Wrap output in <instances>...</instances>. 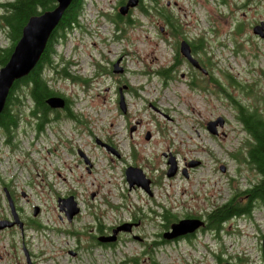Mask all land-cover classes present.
Listing matches in <instances>:
<instances>
[{
  "label": "rangeland",
  "instance_id": "obj_1",
  "mask_svg": "<svg viewBox=\"0 0 264 264\" xmlns=\"http://www.w3.org/2000/svg\"><path fill=\"white\" fill-rule=\"evenodd\" d=\"M8 1L12 0H0ZM117 1L84 0L79 18L81 27L60 31L61 40L53 44L55 68L63 67L58 64L59 55L74 61L67 72L77 80L56 76L51 71L44 73L50 88L71 99L72 110L83 123L62 118L38 133L35 129L38 117L31 114L32 100L29 89L24 87L20 91V102L14 107L18 127L9 142L0 129V217L10 215L2 185L12 183L17 190L18 214L25 222L23 238L32 255L28 264H68L61 258V251L65 242L70 245L73 239L61 231L84 228L92 220L87 215L88 205H93L98 214L104 213L105 224L114 225L130 218L139 220L140 226L133 233L152 242L163 229L161 215L173 220L174 216L190 212L205 214L224 203L235 189H245L258 180L256 172L245 162L247 157L244 159L249 135L228 102L227 94L244 104L253 102L250 96L245 97L243 86H232L229 84L232 81L251 84L252 89L264 96V77L260 75V69L264 71V37L252 29L264 22L261 2L264 0H159V7L166 10L171 23L175 21L185 36L190 39L199 35L205 37L203 46L209 71L214 62L206 50L214 56L218 84L210 83L208 90L199 95H182L178 81L169 82L167 88L160 89L163 84L156 71L166 69L173 56L175 42L171 46L172 40H165L171 23L166 19L161 21L153 10L146 16L135 8L128 14L131 21H122L117 29L111 20L117 13ZM239 21L244 28L235 34ZM9 45L6 31L0 26V48ZM119 58L127 70L124 76L104 71V67L111 71L112 62ZM123 78L134 88L144 87L142 101L125 95V112L128 125L137 124L132 139L141 157L136 159V164L151 179L152 195L140 187H129L123 172L125 165L135 158L130 157L127 145L128 125L120 115L124 111L115 104V89L123 85L116 80ZM218 85L225 91H218ZM256 103L262 108L260 100ZM69 106L70 102L66 101V107ZM64 108L50 109L58 115L64 114ZM217 116H222L225 123L218 134H213L206 125ZM83 124L89 136L75 130L81 129ZM146 131L151 132L152 140L145 138ZM94 136L103 141L111 139L115 147L104 143L117 149L120 156L107 150V146L102 150L99 146L102 144L95 142ZM77 148L85 153L89 163L84 161V155H81L83 160L79 159ZM172 155L178 170L167 176ZM193 159H199L200 163L188 167L186 176L181 168ZM131 173L139 175L137 171ZM21 191L26 193L24 197ZM59 197H72L82 211L72 225H68L58 209ZM34 206L39 207L37 216H33ZM131 223L135 227L137 221L127 222L120 232L130 231ZM222 231L225 260L221 264L226 261L264 264L261 251L264 205L255 203L250 216L226 221ZM11 236L16 251H9ZM179 247L185 248L182 244ZM140 248L137 241L123 236L106 256L108 264H126L129 261L126 257L131 256L138 257V261L132 260L130 264L191 261L170 248L148 258L141 254ZM8 251L10 254L3 253ZM95 258V264L105 260L99 250ZM88 261L82 256L78 264H88ZM24 263L20 230L14 228L0 234V264ZM196 264H216V261L207 257Z\"/></svg>",
  "mask_w": 264,
  "mask_h": 264
},
{
  "label": "flooded vegetation",
  "instance_id": "obj_2",
  "mask_svg": "<svg viewBox=\"0 0 264 264\" xmlns=\"http://www.w3.org/2000/svg\"><path fill=\"white\" fill-rule=\"evenodd\" d=\"M263 4L264 2L261 1ZM124 1H120L118 5L123 4ZM167 5H169V2H167ZM159 16V19L161 21L162 17L161 15L157 14ZM124 20H130L129 17L125 18ZM168 25V24H167ZM163 32V31H162ZM168 37L165 38L166 41H170L169 44L172 46L174 43V48L172 50V60L169 63V66L166 69H159L156 71V73L159 75V78L162 82V87L160 89H165L168 87V83L172 82L175 83V81H178L182 88V95H191V94H197L201 92H205L208 90L210 83L218 84V79L215 77L216 72V63L214 60V56H212L208 50H206V53L208 56H210L213 59L214 65L213 69L209 71V62L208 57L205 54V46H203V41H205V37L202 35H199L193 39L188 38L185 36L183 31L179 30L178 25L175 21L172 20V23L170 24V30L168 31ZM121 37V36H118ZM185 41L188 44L189 47V53L191 57L196 61L197 66L190 62L182 53H181V43ZM67 62L68 65L74 64L71 60L64 59L63 65ZM125 71V68H123ZM68 74V72L66 71ZM116 82H122V86H126L125 95H130L129 97H135L137 99H140L141 101L143 98L141 97V94H143L144 87H132L129 82L123 78L118 79ZM119 87L117 86L115 89V104L118 106V100L120 98V92ZM180 88V87H178ZM218 91L224 92L223 87L218 85L217 87ZM202 95V94H201ZM127 102V101H126ZM155 110L161 112L158 107H155L153 104ZM141 109V108H140ZM70 112L69 108H64L62 113L68 114ZM52 115L56 116V112H53ZM121 117L123 118L124 124L128 125L129 121L126 117L127 113L121 112ZM137 124L128 125L127 134H128V140L127 145L130 148V157H135L134 160L131 162H128L124 168V175L125 170L128 167H138L136 164V159H139L141 157L140 150L137 149L136 141H134L133 134L137 130L135 129ZM130 128V129H129ZM133 129L132 135H129V131ZM147 132V131H146ZM146 132L144 136H146ZM83 133L87 134L89 136V133L87 132V128H84ZM153 139V136L150 140ZM148 139V141H150ZM109 145H112L115 147L114 142L111 139H107L105 141ZM102 150H105L104 147H100ZM77 148L76 153L79 157V159L83 158L81 155H84L85 158L86 155ZM116 151V155L120 156V152ZM79 152V153H78ZM119 152V153H118ZM80 154V155H79ZM186 165H188V161L185 162ZM247 163V162H246ZM248 164V163H247ZM184 167V165L182 166ZM139 168V167H138ZM5 188L9 192L12 199L17 201V190L14 187L12 183H6L5 185H2V192L5 195ZM21 196H25L26 193L24 191L20 192ZM245 199V198H244ZM161 206V205H159ZM16 210H19V207L16 206ZM162 207V206H161ZM217 206L210 209L205 214L200 213H187L184 214L181 217L174 216L173 220H169L165 218L164 215H161L164 219L163 223V229L161 233H157L158 239L147 242L144 238V236H137L134 231H136L139 226H135L132 228V231H125V232H117V227L121 225L120 223L124 221H120L114 225L105 224L104 221V213L100 212L99 214L96 211V208L93 205H88V214L92 220L88 221V224L84 226L81 230H77L75 228H71L70 230H63L61 233L64 235H69L72 237L73 241L70 245L65 242V246L63 247L61 251V258L66 261L68 264H78V262L81 260L82 256H85L89 259L88 264H95L96 263V252L99 250L102 255L105 256V260L102 264H108L106 256L113 251L115 245L117 242H119L123 236L131 237L133 240L137 241L141 245V254L147 256L148 258H152L153 255L156 252H165L167 248H170V250L174 253H176L179 256H186L191 259L190 262H185V264H196L200 261H205L207 257H210L216 261V264H220V261L223 260L222 255L224 254L225 250L222 248V236H223V224L217 225L213 221L209 220V212L214 210ZM18 208V209H17ZM66 206H63V208H60V212L62 213V217H65V219L68 222V225H72L75 222V219L80 217L82 211L79 210L75 214L72 215L71 218L68 217L66 213ZM19 215V214H18ZM159 214H156V216ZM61 217V218H62ZM0 218H11L2 216ZM73 218V219H72ZM180 218H200L204 221V225L198 227L194 232L187 233L184 235L177 236L172 239H165L161 237V234L164 232H168L171 230V224ZM19 219L21 220V217L19 216ZM72 219V220H71ZM22 221V220H21ZM65 221V220H64ZM129 221V220H127ZM131 222H136L138 220H135L133 218H130ZM23 222V221H22ZM119 224V225H118ZM123 224V223H122ZM24 225L25 222L22 224V228H18V226L14 225L11 227H5L3 229H0V234L4 233L8 230H13L14 228H18L20 230L21 234V244L27 249L26 241L24 240ZM26 228V227H25ZM121 230V229H120ZM116 237V242L114 240H108L107 237ZM10 250H17V246L15 245V240L13 236L10 237ZM67 244V245H66ZM182 244L185 246V248L179 247V245ZM8 252H3L5 254H10ZM29 257L32 255L30 254V251H28ZM134 257V256H131ZM129 259V258H128ZM135 259L138 261V258H130ZM33 263V261H32ZM34 264V263H33ZM119 264H125V262H121Z\"/></svg>",
  "mask_w": 264,
  "mask_h": 264
},
{
  "label": "trees",
  "instance_id": "obj_3",
  "mask_svg": "<svg viewBox=\"0 0 264 264\" xmlns=\"http://www.w3.org/2000/svg\"><path fill=\"white\" fill-rule=\"evenodd\" d=\"M156 0H146L144 5L140 6L141 12L148 15L149 10H154ZM55 0H12L8 2H0V25L5 29L10 45L6 48H0V67L9 59L15 44L21 37L22 29L28 19L38 14L40 11L52 9ZM84 0H73L65 9L61 21L53 30L46 43L45 49L37 63V65L25 76L17 79L11 87L5 105L0 112V129L7 137L12 131L18 127L14 107L20 102L22 95L20 91L24 87L29 89V96L32 100L31 114L38 117L37 130L44 127V123L49 121L50 107L46 104L45 99L53 94L64 96L48 86V79L44 73H48V65L53 68L52 54L54 53L53 44L59 40L60 31L72 29L79 25V17L82 13ZM169 23L170 17L166 11L163 12ZM121 20L122 16L116 15ZM114 23L118 22L114 20ZM244 28L243 22H237L235 34H238ZM66 69L58 70L56 74L61 77H67ZM260 71H263L260 69ZM264 77V71L260 73ZM70 77H72L70 75ZM72 80H77L72 77ZM259 80V79H258ZM257 80V81H258ZM231 85L233 83L229 82ZM238 88L243 86L245 97L250 96L252 103L244 104L242 101L228 97V102L233 105L236 110V116L243 124L244 130L249 135L247 142L245 162L248 163L250 169H253L258 176L256 182H251L249 186L241 190L239 188L231 194L229 199L217 206L209 213V220L217 225H222L231 218L241 215H249L252 212L255 203L264 205V96L259 90L252 89L251 84H236ZM22 87V88H21ZM260 100L262 108L256 101ZM72 116V114L70 113ZM243 197L245 198L244 200Z\"/></svg>",
  "mask_w": 264,
  "mask_h": 264
},
{
  "label": "water",
  "instance_id": "obj_4",
  "mask_svg": "<svg viewBox=\"0 0 264 264\" xmlns=\"http://www.w3.org/2000/svg\"><path fill=\"white\" fill-rule=\"evenodd\" d=\"M72 1L73 0H55V5L52 9L40 11L38 14L31 16L24 25L21 37L15 44L8 61L0 68V112L4 107L7 95L14 82L17 79L27 75L36 66L41 54L45 49L50 34L62 19L65 9L71 4ZM138 2L139 0H127L126 3L119 8V13L123 15L126 14L129 8L136 6ZM252 29L254 33L259 34L261 37H264V22H260L259 24L254 25ZM180 48L182 54L196 65V61L190 56L188 45L185 42H182ZM117 64L118 61L113 64L114 72L121 71V69L117 67ZM45 102L50 108H64L66 104L65 99L57 95L47 97L45 99ZM120 108L124 109L122 95L120 98ZM223 124L224 119L222 117H217L215 120L209 121L207 123V129L211 133L217 134V126H223ZM146 137L149 138V134H147ZM96 141L109 148V146L106 145L102 140L97 138ZM197 163L198 162H192L189 165L192 166L196 165ZM168 164L169 168L167 170V176H172L176 172V165L174 161L170 160L168 161ZM130 170L135 169L128 168L125 172L126 180L128 181L129 186L137 185L142 189L150 192V179L146 178L141 170H138L140 175L130 174ZM183 172H185V169L183 170ZM6 197L13 220L10 221L1 219L0 229L11 227L14 224H19L20 228H22V222L18 217L15 206L13 204V200L8 192H6ZM57 201L59 209L63 208V206H66V213L69 218H71L72 215L79 210L76 202L72 200V197L66 199L58 198ZM38 212L39 208L35 206L33 209V215L36 216ZM125 224L127 223L119 225L117 227V232L122 229ZM202 224V220L198 218L181 219L178 222L173 223L171 231L164 233L163 236L166 238L178 236L180 234L191 232ZM129 228H131V224L129 225ZM107 239L115 240L116 237H107ZM262 253L264 256V237L262 238ZM225 264L232 263L226 262Z\"/></svg>",
  "mask_w": 264,
  "mask_h": 264
},
{
  "label": "bare ground",
  "instance_id": "obj_5",
  "mask_svg": "<svg viewBox=\"0 0 264 264\" xmlns=\"http://www.w3.org/2000/svg\"><path fill=\"white\" fill-rule=\"evenodd\" d=\"M77 214V213H76Z\"/></svg>",
  "mask_w": 264,
  "mask_h": 264
}]
</instances>
